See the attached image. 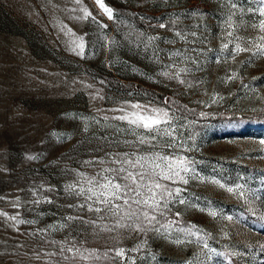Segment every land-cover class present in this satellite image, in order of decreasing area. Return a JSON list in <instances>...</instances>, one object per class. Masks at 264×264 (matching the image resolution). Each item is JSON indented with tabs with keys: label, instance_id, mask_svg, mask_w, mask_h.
Listing matches in <instances>:
<instances>
[{
	"label": "rangeland",
	"instance_id": "rangeland-1",
	"mask_svg": "<svg viewBox=\"0 0 264 264\" xmlns=\"http://www.w3.org/2000/svg\"><path fill=\"white\" fill-rule=\"evenodd\" d=\"M101 2L112 8L111 19L96 0H0V264H93L73 258V252L61 253L62 247L73 243L82 250L132 249L143 243L142 249L128 253L136 264H187L194 254L204 258L205 253L211 257L206 264H226L213 241L242 264H264V229L228 210V206L242 209L264 222V198L252 187L248 174L246 181L237 174L228 180L216 175L224 169L243 172V167L264 172V129L237 135L202 130L189 136L187 120L176 112L182 117L176 154L194 163L187 185L170 184L183 189L186 203L176 201L168 216L179 212L176 218L191 224H173L169 233L145 234L119 228L106 231L84 223L96 220L97 214L86 205L79 207L84 197L68 186L79 187L81 173L95 175L108 166L112 153L135 150L124 143L135 137L116 131L128 125L103 117L121 115L112 110L125 102L164 106V101L142 95L141 87L170 97V102L175 99L198 116L264 113V57L244 65L241 61L249 53L235 60L218 56L227 42L222 0ZM82 9L91 15L85 17ZM122 9L139 24L121 15ZM167 21L180 23L185 38L159 27ZM245 32L256 35L248 28L237 34ZM148 36L157 39L145 48L141 40L146 42ZM81 42L83 54L77 46ZM173 50L186 51L199 61V69L186 77L190 88L162 74ZM181 66L195 67L190 62ZM232 71H238V77L222 82ZM213 179L225 188L213 184ZM236 183L245 185L255 199L245 201L238 193L227 192ZM194 194L215 204L197 202ZM211 211L217 215L211 216ZM70 216L76 219L68 220ZM112 223L97 221L98 225ZM188 228L195 235L178 230ZM204 242L215 251L207 252Z\"/></svg>",
	"mask_w": 264,
	"mask_h": 264
},
{
	"label": "snow or ice",
	"instance_id": "snow-or-ice-1",
	"mask_svg": "<svg viewBox=\"0 0 264 264\" xmlns=\"http://www.w3.org/2000/svg\"><path fill=\"white\" fill-rule=\"evenodd\" d=\"M79 3V0H76ZM100 9L109 19L113 17V10L105 6L101 0H96ZM225 16L222 17L225 28L227 29L225 39L219 49L218 56L235 60L241 53H249L246 61H241L247 65L257 57H264V0H222ZM84 16L91 14L82 9ZM194 14V13H192ZM247 17V19H245ZM160 28H166L163 22L159 24ZM242 28L251 29L256 35L240 33ZM176 36L180 39L185 38L183 29L176 31ZM142 35V34H141ZM191 35L195 36L193 32ZM81 41L83 38H80ZM157 37L148 36L146 42L141 40L144 47L151 45ZM80 54H83L84 44L77 45ZM195 52L196 49H190ZM169 63L163 67V75L169 80H177L180 84L192 87V83L186 78L192 72L199 69L198 59L189 56L186 51L173 50L168 53ZM190 62L195 67L181 66ZM219 63L220 60L218 59ZM239 75L238 71H232L222 82L235 80ZM250 87V86H247ZM216 102V96H212ZM164 106H154L152 101L147 104L125 102V106L113 109L122 113L118 116H104L105 121L118 120L128 125L127 128H116L117 132H125L135 137L134 140H125L124 143L135 148L134 151L116 152L111 154V159L107 162L108 166L97 171L95 175L80 174L82 183L69 185L68 188L77 196L84 197L85 203L79 207L97 214L96 220L84 221L94 226L101 227L106 231L114 229H129L140 233H169L173 229V224L178 221L168 219L172 212V205L178 201L181 205L186 200L181 197L183 189L170 187V184L189 183L186 176L191 171V165L194 163L187 157L176 154L178 144V134L180 125L178 121L182 118L176 115L178 107L173 108V103L165 99ZM187 111V106H184ZM112 127V125H106ZM264 144V141H261ZM169 149L170 151H165ZM89 163V162H86ZM104 164V160H100ZM212 183L218 185L221 189L225 184L218 179H213ZM227 192L238 193L242 200L250 201L255 199L250 195V190H245V185L236 183L234 187H227ZM215 217L216 211L209 213ZM176 216L180 213L176 212ZM12 219H15L13 217ZM75 217H68V220H74ZM229 220L233 218L228 217ZM113 221L112 225H98L97 221ZM24 223V221H17ZM186 236L195 235L192 228L178 229ZM176 243H182L177 240ZM144 247L143 243L138 244L132 249L117 247L109 249L103 253L97 250L81 249L73 243L72 247L61 248V253L73 252L74 257L85 261H95L100 259H113L120 261V264H136V259L128 255L130 252L139 251ZM207 252H214L207 242L203 244ZM261 251H264L262 247ZM109 252H114V256H109ZM237 255V253H233ZM239 255H243L242 253ZM211 257L205 253L204 258L199 255H193V258L187 264H206V260ZM65 259H69L65 257ZM155 260V256H152Z\"/></svg>",
	"mask_w": 264,
	"mask_h": 264
},
{
	"label": "trees",
	"instance_id": "trees-1",
	"mask_svg": "<svg viewBox=\"0 0 264 264\" xmlns=\"http://www.w3.org/2000/svg\"><path fill=\"white\" fill-rule=\"evenodd\" d=\"M244 1V0H241ZM119 13L125 17H127L132 23L138 25L137 19L132 17L128 11L126 10H120ZM150 18L155 19V16H151ZM167 25V28L179 31L182 28V25L180 23L174 22V21H167L165 23ZM107 84L111 85L110 81H106ZM118 88V87H115ZM140 92L142 95L146 97H150L152 99H155L158 102L165 101L167 99L168 101H171L170 97H166L162 93H158L150 88L141 87ZM172 102L175 103L179 110L177 111L178 114H180L183 119L187 120V127L186 132H188L189 136H194V134L198 133L199 131H208L213 132L215 134H225V135H237V134H243L246 132H249L250 129L261 131L264 129V113H253V114H241V115H228V114H218L216 116L206 115V116H198L196 114H192L191 111L184 110V106L178 103L175 99H172ZM174 107V106H173ZM203 163L199 161L197 163L198 166H201ZM227 169H224L222 172L216 173L217 176L221 179L228 180L229 176L231 174H237V176H240V179L242 181H246L247 177L245 175H249L250 182L252 183V187L257 190L258 195L261 198H264V172L260 171H254L252 169H249L248 167H243L242 171H239L238 173H232L226 171ZM228 173V174H227ZM261 173V174H260ZM227 178V179H226ZM194 199L197 202L204 203L206 205H214L215 201L213 199H206L200 194H194ZM234 207L228 206V210L232 213L239 214L242 216V220H244L246 223H249L251 226H258L261 229H264V222L257 220L253 215L249 213H245L244 210L239 209V211H236L233 209ZM168 219L170 220H176L178 221L175 225H182V226H188L190 225V221H187L185 219H178L173 216H168ZM212 242V240H211ZM212 246L218 251V254L222 257L220 259H224L226 257V264H242L239 260L233 258L231 253L229 251H226L223 248V245L213 241ZM98 253H103L105 251H108L109 248H99L96 249ZM110 253V252H109ZM224 257V258H223ZM93 264H116L112 259H100L91 261Z\"/></svg>",
	"mask_w": 264,
	"mask_h": 264
}]
</instances>
